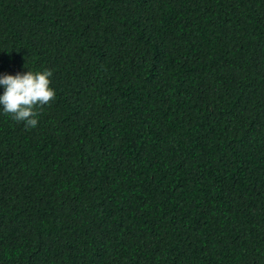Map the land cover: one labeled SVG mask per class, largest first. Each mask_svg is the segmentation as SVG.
Instances as JSON below:
<instances>
[{
	"label": "trees",
	"instance_id": "16d2710c",
	"mask_svg": "<svg viewBox=\"0 0 264 264\" xmlns=\"http://www.w3.org/2000/svg\"><path fill=\"white\" fill-rule=\"evenodd\" d=\"M0 264H264V0H0Z\"/></svg>",
	"mask_w": 264,
	"mask_h": 264
},
{
	"label": "clouds",
	"instance_id": "9594fccd",
	"mask_svg": "<svg viewBox=\"0 0 264 264\" xmlns=\"http://www.w3.org/2000/svg\"><path fill=\"white\" fill-rule=\"evenodd\" d=\"M53 71H30L15 75L0 74V114L11 116L26 128L38 126L36 109L55 100L56 91L51 87Z\"/></svg>",
	"mask_w": 264,
	"mask_h": 264
}]
</instances>
